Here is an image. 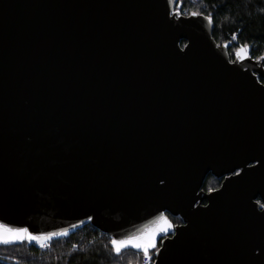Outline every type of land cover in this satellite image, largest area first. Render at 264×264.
Masks as SVG:
<instances>
[{"label": "water", "instance_id": "95a60500", "mask_svg": "<svg viewBox=\"0 0 264 264\" xmlns=\"http://www.w3.org/2000/svg\"><path fill=\"white\" fill-rule=\"evenodd\" d=\"M179 7L0 0V224L113 250L166 218L155 264H264V58Z\"/></svg>", "mask_w": 264, "mask_h": 264}, {"label": "trees", "instance_id": "16d2710c", "mask_svg": "<svg viewBox=\"0 0 264 264\" xmlns=\"http://www.w3.org/2000/svg\"><path fill=\"white\" fill-rule=\"evenodd\" d=\"M181 9L187 15L196 13L210 17L213 23L212 37L217 45L230 43L229 58L241 46L250 49V56L257 60L264 58V0H179ZM184 45V42H182ZM217 186L220 180L208 175L202 190L207 193L209 182ZM173 222L178 218L169 217ZM110 239L90 225L69 234L64 239L51 242L46 251L34 244L24 242L12 246H0V256L10 257L22 264H138L139 255L123 251L115 255L110 248Z\"/></svg>", "mask_w": 264, "mask_h": 264}, {"label": "snow or ice", "instance_id": "6c2138e0", "mask_svg": "<svg viewBox=\"0 0 264 264\" xmlns=\"http://www.w3.org/2000/svg\"><path fill=\"white\" fill-rule=\"evenodd\" d=\"M246 55V47L241 46L239 49H237V56L240 58H244ZM162 226L158 229L153 230L150 233H146L137 237H130L128 240H113L111 241L113 250L116 253H119L122 248L131 246L133 248L142 249L145 253V257L147 258L148 249L150 247H154V240L156 237L157 232H163L166 231L167 228L170 227L168 221L166 218H162ZM51 237H37L33 236L30 233H28L27 229L24 228H8L7 226L0 224V242L4 244H8L12 241H23L25 239L29 241H41L42 239H50ZM43 246V245H41Z\"/></svg>", "mask_w": 264, "mask_h": 264}, {"label": "built area", "instance_id": "2783aa9c", "mask_svg": "<svg viewBox=\"0 0 264 264\" xmlns=\"http://www.w3.org/2000/svg\"><path fill=\"white\" fill-rule=\"evenodd\" d=\"M177 0V4H178ZM190 2H196L198 0H189ZM174 13L179 15V16H188L187 15V11L184 9L179 8H175L174 9ZM101 234V233H100ZM139 263L138 264H155L156 261V257L154 254V251H148L147 254V258L145 257V253H139ZM0 264H19V261L13 260V261H9V260H5L0 258Z\"/></svg>", "mask_w": 264, "mask_h": 264}, {"label": "rangeland", "instance_id": "374dc122", "mask_svg": "<svg viewBox=\"0 0 264 264\" xmlns=\"http://www.w3.org/2000/svg\"><path fill=\"white\" fill-rule=\"evenodd\" d=\"M216 186H217V182H216V181L211 180V181L209 182V187H210V188H213V187H216ZM216 188H218V186H217ZM66 237H67V236H66ZM66 237H61V238H57V239H64V238H66ZM57 239H51V240H49V241H45V242H33V243H32V242H28V244H34L35 247H37V248L40 249L41 251H46V250L49 249L51 242L54 241V240H57ZM41 245H43V246H41ZM0 258L5 259V260H9V261H13L12 258H10V257H6V256H0ZM19 264H22V263L19 262Z\"/></svg>", "mask_w": 264, "mask_h": 264}, {"label": "flooded vegetation", "instance_id": "af4514ba", "mask_svg": "<svg viewBox=\"0 0 264 264\" xmlns=\"http://www.w3.org/2000/svg\"><path fill=\"white\" fill-rule=\"evenodd\" d=\"M263 66H264V64H263ZM261 82H262V81H261ZM222 180H223V179H221V180H220V184H221ZM219 187H220V185H219ZM219 187H218V188H219ZM218 188H217V189H218ZM214 190H216V189H214ZM214 190H213V189H211V190H208V191H207V193H211V192H213ZM203 205H205V203H203ZM170 220H171V219H170ZM171 222H172V223H173V225H175V226H177V225H180V224H181V221H180V222H178V221H177V222H176V221H175V222H173V221L171 220Z\"/></svg>", "mask_w": 264, "mask_h": 264}, {"label": "bare ground", "instance_id": "6f19581e", "mask_svg": "<svg viewBox=\"0 0 264 264\" xmlns=\"http://www.w3.org/2000/svg\"><path fill=\"white\" fill-rule=\"evenodd\" d=\"M67 235H68V233H65V234H61L59 236H56L54 238L57 239V238H61V237H66ZM49 240H51V239H44V240H41L39 242H45V241H49Z\"/></svg>", "mask_w": 264, "mask_h": 264}]
</instances>
